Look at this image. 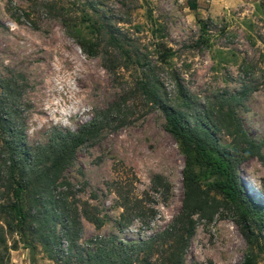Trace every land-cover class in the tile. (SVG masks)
Segmentation results:
<instances>
[{"label": "rangeland", "instance_id": "1", "mask_svg": "<svg viewBox=\"0 0 264 264\" xmlns=\"http://www.w3.org/2000/svg\"><path fill=\"white\" fill-rule=\"evenodd\" d=\"M189 1L0 0V92L12 90L9 104L28 145H44L55 128L77 130L113 109L98 139L81 146L62 174L73 185L72 200H80L81 209L89 202L90 211L104 219L99 228L82 216L79 245L97 235H117L124 242L148 240L183 205L186 159L163 112L135 86L141 74L136 57L151 63L164 99L179 104V91L190 95L191 109L184 111L192 121L201 110L216 109L224 92L235 94L246 85H259L242 101L238 114L247 133L258 142L264 140V0H197V9ZM87 17L113 27L134 55L132 62L122 58L120 48L110 46L108 35L97 38L89 33ZM201 34L206 42L200 41ZM82 39L101 42L95 55L83 49ZM161 43L173 49L168 63L159 58ZM218 136L225 144L231 142L224 132ZM156 175L169 181L170 191L153 189ZM238 175L251 200L263 208L262 161L247 158L239 164ZM117 179L133 182L135 193L155 209L150 225L136 219L120 226L123 209L113 185ZM214 180L204 177L203 187ZM211 197L212 212L195 216L186 263L246 264L252 256V264H264L262 220L254 215L244 218L213 191ZM3 220L8 248L17 247L7 252L0 248L2 264H58L40 245L32 254ZM245 225L250 226V240ZM162 255L154 253L152 264H165Z\"/></svg>", "mask_w": 264, "mask_h": 264}, {"label": "trees", "instance_id": "2", "mask_svg": "<svg viewBox=\"0 0 264 264\" xmlns=\"http://www.w3.org/2000/svg\"><path fill=\"white\" fill-rule=\"evenodd\" d=\"M189 5L192 9L198 8L197 0H190ZM84 20L89 24V33L98 35L97 38L101 34L108 35L110 46L120 48L122 58L132 62L134 55L125 49L122 37L113 31V27L90 17ZM206 28L204 22L201 26L203 33ZM207 39L201 34V42ZM79 42L90 55H95V49L101 44L87 39ZM159 46L160 60L168 63L174 54L173 49L163 43ZM135 60L134 64L141 68L136 88L163 112L167 129L176 138L186 159L185 196L181 210L160 233L148 240L124 242L117 235H97L79 245L82 216L99 228L104 225V219L90 211L89 202L84 201L81 209V201L72 200L75 196L73 185L62 178V174L74 163L81 146L98 139L113 109L96 115L77 130L55 128L46 144L31 147L23 137L17 113L9 104L12 90L5 89L0 92V218L4 219L10 233L19 235L32 254L40 245L58 264H152L151 256L157 252L163 254L165 264H187L185 253L196 231L195 216L199 213L207 216L212 212L215 200L211 197L212 191L221 195L244 218L254 215L264 224V207L256 206L251 200L238 175L239 164L247 158L256 156L264 164V140L258 142L252 138L238 114L242 101L259 85H246L235 94L224 92L216 109H203L193 115L192 121L189 113L184 111V108L191 109L190 95L179 91L176 97L179 104L172 98L164 99L159 93V78L151 63L140 57ZM261 86H264V80ZM219 132L231 137V142L223 143ZM209 175L215 180L204 188L203 179ZM113 185L119 207L123 209L120 226H128L136 219L150 225L155 209L146 204L147 198L135 193L133 182L117 179ZM152 187H162L167 192L171 189L169 181L161 175L153 177ZM1 229L0 248H5V252L16 248L17 245L8 248L5 231L0 226ZM243 231L250 240V226L245 225ZM252 262L253 258L249 256L246 264ZM2 263L3 255L0 254Z\"/></svg>", "mask_w": 264, "mask_h": 264}]
</instances>
